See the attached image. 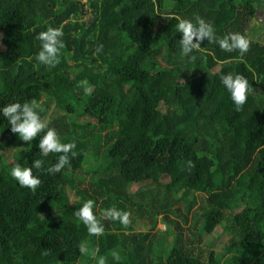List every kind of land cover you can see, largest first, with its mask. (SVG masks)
Segmentation results:
<instances>
[{"label":"trees","instance_id":"trees-1","mask_svg":"<svg viewBox=\"0 0 264 264\" xmlns=\"http://www.w3.org/2000/svg\"><path fill=\"white\" fill-rule=\"evenodd\" d=\"M260 2L0 0V106L31 103L75 145L50 174L60 153L0 116V264H264V38L248 30ZM197 16L248 51L204 39L182 55L177 18ZM48 27L63 32L54 66L35 59ZM224 73L252 87L238 111ZM36 159L39 185L19 186L11 167ZM86 200L99 235L73 215ZM113 206L127 225L104 218Z\"/></svg>","mask_w":264,"mask_h":264},{"label":"clouds","instance_id":"clouds-1","mask_svg":"<svg viewBox=\"0 0 264 264\" xmlns=\"http://www.w3.org/2000/svg\"><path fill=\"white\" fill-rule=\"evenodd\" d=\"M175 31L180 34L178 44L181 54L188 55L190 59L192 58L190 54L194 50L201 49L200 42L204 39L208 43L216 44L225 52L238 50L241 55L246 53L249 47V40L245 35L240 32H227L223 36H217L212 24L198 16L194 20L177 18ZM62 35L63 32L59 27H48L46 30L37 33L36 39L40 42V48L35 56L36 61L42 65L54 66L57 63L56 58L59 49L63 47V41L60 39ZM220 83L229 93V98L238 111L246 102L248 92L252 90L249 81L240 74L224 73L220 76ZM85 91H88V89H85ZM0 116L6 118L10 131L17 134L21 141L30 142L33 138L38 137L36 147L42 155L46 156L50 152L60 153L56 158L57 162L47 168L48 173L59 172L61 168L69 163L68 154L72 152L75 145L73 143L60 142L56 130L46 126L31 103L27 101L12 102L0 106ZM187 163L191 166V161ZM41 165L42 161L40 159L33 160L30 166L15 163L11 167L9 174L18 182L19 186L35 190L40 181L37 176L32 174V170H39ZM73 215L78 217L85 225L89 234L99 235L102 233L103 229L98 224L93 213L92 200L84 201L74 211ZM103 216L104 218L119 220L121 224L127 225L129 213L118 210L113 206L106 209ZM79 252L83 253L85 249L81 246L79 247ZM113 258H119L115 252H113ZM98 264H105L103 256L99 258Z\"/></svg>","mask_w":264,"mask_h":264},{"label":"rangeland","instance_id":"rangeland-1","mask_svg":"<svg viewBox=\"0 0 264 264\" xmlns=\"http://www.w3.org/2000/svg\"><path fill=\"white\" fill-rule=\"evenodd\" d=\"M253 28L255 29V31L251 32V29ZM248 30L250 31V33L256 34L255 38L257 39L264 38V2H260L254 16L250 19L248 23ZM137 189L138 186L133 184H131L129 187L130 191H136ZM157 226L163 228L162 224H158Z\"/></svg>","mask_w":264,"mask_h":264}]
</instances>
